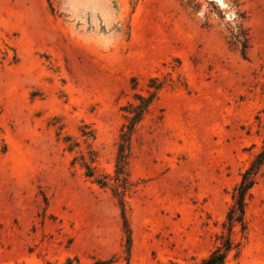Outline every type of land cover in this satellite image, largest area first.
Segmentation results:
<instances>
[{"label":"rangeland","instance_id":"374dc122","mask_svg":"<svg viewBox=\"0 0 264 264\" xmlns=\"http://www.w3.org/2000/svg\"><path fill=\"white\" fill-rule=\"evenodd\" d=\"M263 151L264 0H0V264H201Z\"/></svg>","mask_w":264,"mask_h":264},{"label":"trees","instance_id":"16d2710c","mask_svg":"<svg viewBox=\"0 0 264 264\" xmlns=\"http://www.w3.org/2000/svg\"><path fill=\"white\" fill-rule=\"evenodd\" d=\"M141 108H137L136 115L131 120L140 121L142 114L139 112ZM128 131L122 136V144L119 146V155L116 166V181L122 182L123 186L127 183L126 179V144L130 141V137L134 132L133 125L127 127ZM264 166V151L252 162L250 168L242 176L239 186L235 189L234 205L231 207L228 214L227 227L229 235L222 237V246L218 247L208 258L204 259L201 264H226L228 253L233 248L231 233L236 225H240L243 230L246 229L245 210L246 198L255 185L256 176Z\"/></svg>","mask_w":264,"mask_h":264}]
</instances>
